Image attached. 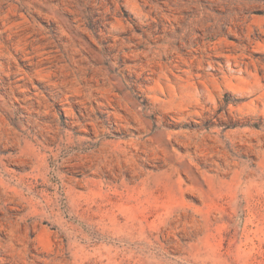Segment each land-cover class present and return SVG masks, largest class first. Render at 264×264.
I'll return each instance as SVG.
<instances>
[{"label":"rangeland","instance_id":"obj_1","mask_svg":"<svg viewBox=\"0 0 264 264\" xmlns=\"http://www.w3.org/2000/svg\"><path fill=\"white\" fill-rule=\"evenodd\" d=\"M0 264H264V0H0Z\"/></svg>","mask_w":264,"mask_h":264},{"label":"bare ground","instance_id":"obj_2","mask_svg":"<svg viewBox=\"0 0 264 264\" xmlns=\"http://www.w3.org/2000/svg\"><path fill=\"white\" fill-rule=\"evenodd\" d=\"M224 79H225V78H224ZM211 80H213V79L211 78ZM227 80H228V79H227ZM227 80H226V81H227ZM230 80H231V79H230ZM231 83H232V82H231ZM228 85H229V84H228ZM231 85H233V84H231ZM234 85H236V84H234ZM235 87H236V86H235Z\"/></svg>","mask_w":264,"mask_h":264}]
</instances>
